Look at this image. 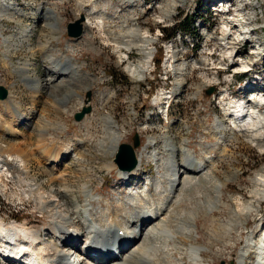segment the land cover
Returning <instances> with one entry per match:
<instances>
[{
  "label": "rangeland",
  "instance_id": "rangeland-1",
  "mask_svg": "<svg viewBox=\"0 0 264 264\" xmlns=\"http://www.w3.org/2000/svg\"><path fill=\"white\" fill-rule=\"evenodd\" d=\"M156 1H160V4L164 5L169 0H139L137 3L139 7L137 10L135 9V15L133 14L137 20L136 24L141 29L139 38L150 41L149 48L152 53L146 75L140 82H131L124 72L127 63L137 64L138 58L141 56L140 53L135 49L130 51L125 49L118 53L111 46L110 38L107 36L108 31L105 29L106 26L113 31L122 29L121 24L128 16L129 8L121 6L119 0L8 1L15 4L14 9L25 12L29 16H17L14 18L15 20L0 18V86L12 93L14 99L21 103V108L24 109L23 113L26 112L25 114H29L31 118L28 124L25 122L24 125H20L17 122V126H13V129L20 131V135L16 137L7 135L8 133L6 134L2 128L0 139L2 138L1 141L5 143L27 142L33 154L37 147L41 146L51 147L59 144L69 146L78 143L77 141L83 143L85 147L72 153L71 156L63 153V172L68 175L70 173L67 183L70 196L81 201L83 197L80 194L79 186L87 184L94 197L98 195L103 198L102 200H105L100 202L99 207H105V202H107L117 210L121 206L115 205V198L127 194V190L132 189L138 192L147 182L157 177L158 168L156 162H152L150 159L143 160L137 171L140 176L141 169H143V175L146 176L140 183L119 180V170L114 162L117 152L111 157L107 154L102 155L97 148L100 144L107 145L105 127L101 117L107 116L114 121L123 135L121 144H132L133 137L137 135L140 141L139 147L142 148L146 145L149 137L156 138L158 141L159 138L163 140V136H165L173 138L177 145L180 142L185 143L186 147L189 146L194 150L193 155L200 161L204 160L206 155L217 156L214 159L216 161L212 166V173L215 183L218 182L223 186L222 197L219 199V205L223 204V206H219L214 213L210 214L203 197L204 193L209 192L205 190L202 182L196 181L195 187L197 188L193 187L190 192H184L185 194H182L180 198L188 196V199L178 202L177 206H173L172 211L179 216L181 221H188V215L194 214V227L197 228V231L192 234L193 241L191 243L204 247L205 251L202 253L204 263L234 264L231 258H234V253L241 247L237 237L235 234L230 236L222 233L214 234L213 230L228 225L231 222L232 212L241 211L247 202L252 201L250 200L251 180L255 173L264 167V153L249 147L233 131L224 134L227 139L232 137L230 141L225 142L224 146L215 145L214 143L218 142L217 136L215 137L213 133H207V131L211 130L210 127L214 120L223 117L221 116L222 104L225 102L234 104L239 98L257 100L261 94L264 95V55L259 57L251 55L253 51H257L259 44L261 46L258 50H264V0L261 1L263 8L255 7L252 4L256 2L255 0H233V2L231 0H209V2H207L208 0H181V6L173 12V17L169 19L161 17L159 10H152ZM217 1L221 3L212 5ZM243 3H248V5L244 11H240L238 14L241 17L235 18L234 10L242 6ZM92 10L99 14V18L96 20L90 15ZM46 12H52L56 16L54 23H56L57 32L51 37L48 36L49 29L47 30V27L43 26L44 22L42 21ZM84 16L93 22L91 26L87 29L84 28L83 34L79 38L68 37V24H74L80 19H84ZM111 17H115V19L112 20ZM117 17L121 18L122 22L116 20ZM189 19H192L194 24L192 34L176 33L173 38L164 39L166 36L162 29L178 28L180 24ZM237 19L240 20V23L237 22ZM32 21L33 24L37 23L38 27L31 25ZM226 21L232 22L228 34L241 42L238 45V51L228 50L227 54L225 53L227 50L222 47L218 48L216 45L220 42L218 39L223 31L221 24ZM242 23H247L248 26L245 28ZM25 29H32L29 34V42L20 43L18 37ZM204 30L206 32L213 31L214 34L208 32L210 36H204L201 33ZM246 31L249 33L240 34ZM210 37H214V39L212 40ZM7 38H10L8 43L4 42V39ZM56 40L61 43V52L66 51L65 53L61 54L55 51L60 50L58 47L55 48ZM174 44L178 45L184 54L179 57L177 64L203 60L206 63L205 66L197 70L188 69L185 76L175 80L172 73L175 62L170 58L172 55L170 48ZM49 46L54 50L49 52L52 54H45L44 50L46 51V47ZM239 51L243 53L235 56ZM46 56H53L57 59L69 57L67 59H71V62H74L83 73L87 74L85 79L81 78L74 82V87L71 88L74 95L59 93L57 97H54L53 94L48 95V92L53 90L43 87L38 89L41 96L36 97L25 88L19 78L22 71L18 74V69L24 64H28L29 73L34 74L42 82H46L50 76L47 69L48 64L44 62ZM227 56L239 61L235 63V67H230L232 66L231 62H225L230 67L225 70V67L220 63ZM246 61L254 65H252L254 70L243 73L239 64L242 62L245 65ZM111 74H121L127 84L121 82L120 79L116 80ZM215 75L216 79L214 80ZM178 80L183 84V89L180 92L174 91L175 83ZM204 81H207V85L202 84ZM196 86L200 87L199 93ZM245 86L246 88L241 90ZM209 90H211L210 95L207 94ZM88 92L91 94L90 114H87L82 121L76 122L73 119L74 114L84 106L85 96ZM170 92L176 93L174 94L176 98L165 100L167 104L165 101L158 100L161 97L158 95ZM222 93H225L224 101L219 97ZM63 97H67L64 104L56 102V100H64ZM160 102L163 106L159 105ZM14 119L7 116V124L12 125ZM224 119L225 123H230L228 118ZM42 129H46L48 135L41 134L40 136L38 130ZM213 144L214 147L208 153L199 148L202 145L212 146ZM1 159L6 163V166L1 172L2 179H0V220L9 222V224H26L27 228L39 232L40 242L45 244L43 246L46 250L44 257L46 259L53 257L52 255L56 251L52 249L56 248V245H54L53 235L46 231L47 227L51 225L50 219L47 218L48 215L44 211L36 210V201L27 195V193L29 194L27 190L29 182L27 178H24L25 174L23 175V172L14 165V161L5 157L0 158L1 166ZM154 165H156V169L153 167ZM29 172L38 183L48 187L47 190L57 185V183L50 184L47 180L49 171L41 162H32ZM74 176H77L80 181H76ZM134 178L133 175L129 179ZM134 183L138 188L129 187L128 184ZM263 201L264 199L251 202V205L260 209L262 221L258 224L256 217L251 216L246 229L240 231V240L247 235V232L248 235H251L252 231L258 228L259 233L256 232L254 235L255 241H257L261 235L260 232L264 230ZM95 203L93 204L97 205ZM121 208L118 211H121ZM80 216H83V211H80ZM169 220L168 225L173 227L175 221L172 218ZM46 233L47 235H45ZM77 240L66 243L65 249H69L67 244H71V246L73 244L81 250L83 244L78 246ZM182 240H184L182 237L176 236L174 240L167 241L168 248L156 251L154 255L160 258L159 263L191 264L188 255L191 243ZM161 241L159 244L164 242V240ZM40 247L41 245L35 247V251H38ZM48 252H50V256L47 255ZM0 264H4L1 259ZM247 264H250V261Z\"/></svg>",
  "mask_w": 264,
  "mask_h": 264
},
{
  "label": "bare ground",
  "instance_id": "bare-ground-1",
  "mask_svg": "<svg viewBox=\"0 0 264 264\" xmlns=\"http://www.w3.org/2000/svg\"><path fill=\"white\" fill-rule=\"evenodd\" d=\"M8 1L10 0H0V18L5 17L8 20H13L14 18H17V16H29L25 12L14 9L13 6L15 4ZM119 1L121 6L129 8L127 10L128 16L121 24L122 29L120 31H113L108 26H106L105 29L108 31L107 36L110 38L109 42L111 46L114 47L118 53L125 49L129 51L135 49L140 53L141 56L138 58L137 64L129 62L124 68V72L131 82H140L146 75V70L151 60L152 53L149 48L150 41L139 38L141 29L136 24L137 20L133 16L139 7V5H137L139 0ZM231 1L233 2V0ZM255 1V3H252L255 7L263 8V3H261L263 0ZM207 2H209V0ZM181 3V0H169L168 3L161 5L160 1H156L152 6V10H159L161 17L169 19L173 17V12L181 6ZM217 3L221 2L217 1ZM217 3H213L212 5H216ZM247 5L248 3H243L242 6H239L234 10V12H236L234 15L235 18L241 17V15L238 14L240 11H244V8ZM97 14L98 13L93 10L90 13L94 20L99 18V14ZM36 16L39 18L37 14ZM43 17V26H46L47 30L49 29L48 36L51 37L52 35H55L57 32V27H55L56 23H54L56 22V16L52 12H46ZM110 19L113 20L115 17H111ZM116 20L122 22L119 17H117ZM237 22L240 23V20L237 19ZM92 23L93 22H91L87 16H84L81 23L82 34L83 29L89 28ZM231 24V21H226L221 24L223 31L218 39L220 42L216 43L218 48L222 47V49L227 50L225 52L226 54L228 53V50L231 52L238 51V45L241 43L239 40L228 34ZM31 25L38 27V24H33V21ZM242 25L245 26V28L248 26L247 23H242ZM25 30H22L21 35L18 37L21 41L20 43L27 42L30 38L29 34L32 29ZM208 32L204 30L201 33L204 36H210L209 33L214 34L213 31ZM248 33L249 32L246 31L240 34ZM9 39L10 38L4 39V42L8 43ZM210 39L213 40L214 37H210ZM57 40L55 42H57ZM54 45L55 48H60L61 43L57 42V44ZM258 46L260 47L261 45L259 44ZM259 47L257 48V51L252 52V56L259 57L262 54L264 55V50H258ZM170 49L172 54L170 58L175 62L172 67V73L175 80L179 77L185 76L188 69L197 70L203 68L206 64L203 60L177 64L179 57L184 55L182 49L175 44L172 45ZM53 50L54 48L49 46L46 47L44 53L52 54L49 52H52ZM55 51H58L61 54L66 52H61V48L60 50ZM69 51H71V49H69ZM241 53L243 52L239 51L235 56H239ZM67 58L69 57H61L57 59L53 56H46L44 58V62L48 64L47 69L50 73L46 82H42L34 74L31 75L29 73L28 64H24L23 67L18 69V74L22 71L19 78L23 82L25 88L28 91H31L36 97L41 96L38 89L43 87H48L53 90L51 91L52 93L48 92V95L53 94L54 97H57L59 93H64V95L67 94L69 96L74 95L75 93L71 89L74 87V82L81 78L85 79L87 74L83 73L74 62H71V59ZM238 61V59L234 60L231 59V56H227L220 64L225 67V70H227L230 67H235L234 65ZM225 62H231L232 66L228 67ZM252 65V63L248 62L245 65H243L242 62L239 64L242 69L241 72L243 73L253 71L254 65ZM215 79L216 75L214 76V80ZM206 83L207 81L202 82L203 85ZM55 84L57 85L55 86ZM175 87L174 91L176 90V92H180L181 89H183L182 82L180 83L179 80L176 81ZM200 87L196 86L198 93ZM245 88L246 86L241 90H244ZM174 94L176 93L170 92L158 95L161 96L158 100L163 102L165 100L174 99L176 98ZM224 95L225 93H222L219 96L222 101H224ZM263 96L264 95L261 94L260 98L257 100L239 98L237 103L232 104V102H225L222 104L221 116L223 117L214 120L210 127L211 130L207 131V133H213L215 137L217 136L216 138L218 142L214 144L224 146L225 142L232 139L231 136H228L229 138L227 139L224 134L233 131L236 132V136H238L239 139L249 147H253L260 153H264ZM67 97H63L64 100H56V102L64 104ZM158 100L156 99V102ZM85 106H89V103L86 105L84 104L83 107ZM23 110L21 108V103L14 99V96L10 91H7L6 98L0 100V132L3 128L5 130L4 132H6V134L8 133L7 135L10 134L15 137L20 135V131L15 130V128L13 129V126L16 125L17 122L20 125H24L25 122L28 124L31 118L29 114H25V111V113H23ZM241 114H244L246 117L245 120L238 119ZM7 116L12 119L15 118L12 125L7 124ZM225 117L228 118L227 120H230L229 124L223 121L225 120ZM101 121L105 127L107 145L100 144L97 148L102 155L107 154L113 157L118 151L117 149L121 144L123 135L110 117L103 116L101 117ZM38 131L40 132V136L41 134L45 136L48 135L46 129ZM163 137V140L159 138L158 141L156 138L149 137L145 146L142 148L140 146L138 149H135L136 163L134 169L130 171H122L117 168V170H119V180L123 182H137V184L146 176L143 175V169H141L140 176L137 171L138 168L141 167L143 160L150 159L152 162H156L158 168V172H156L157 177H154V180L147 182L138 192L132 189L129 191L127 190V194L115 198V205H118V207L121 206V211H118L120 208L117 210L116 208L111 207L107 202H105V207H99L98 205L100 202H104L105 200H102L103 198L98 195L94 197L87 184H81L79 186V188H81L80 194H82L83 197L81 201L75 199L74 196H70V189L67 185L70 173L68 175L63 172V153L71 156L72 153L85 147L83 143L77 141L78 143L69 146L66 144L54 145L51 147L41 146L37 147L33 154L27 142L5 143L4 141H1V138L0 158L5 157L6 159H10V161H14V165L23 172V175L25 174L24 178H27L29 182L27 184L29 194L27 193V195H30L29 198L36 201V210L44 211L48 215L47 218L50 219L51 225L47 227L46 231L48 234L53 235L54 245H56V248L52 249L56 251H53L55 252V254L52 255L53 257H50L51 259H46V257H44L46 250L45 247L43 248L45 244L40 242L39 232L27 228L26 224H9V222L7 223L0 220V256L4 259L7 258V260L4 261V264H161L159 263V261H161L160 258H158V256L155 257L154 253L160 249L168 248L167 241L170 242V240H174L176 236H179V238L182 237L184 239L182 241L191 243L193 241L192 234L197 231V228L194 227V214L191 213L188 215V221H181L179 216L172 211V208L174 205L178 204V202L180 203L183 200L188 199L187 194V197L185 198L180 197H182V194H185L184 192H190L193 187L197 188L195 187L196 181L202 182L205 190L209 192L207 194L204 193V196H202L205 199L204 203L210 214L214 213L219 206H223V204L219 205L223 186L218 182L215 183V177L212 173V166L216 161L214 159L217 158V156L211 157L206 155L204 156V160L200 161L193 155L194 150L190 149L189 146L186 147L185 143L180 142L177 145L173 138ZM214 144L212 146L202 145L199 148L203 149V152L208 153L211 148L214 147ZM34 161L37 163L41 162V164L48 168L49 173L47 172V180L50 184L54 183L55 185V183H57L55 187H51L47 190L48 187L46 188L41 183H38L36 178L30 174L29 167ZM1 162L0 179H2L1 172L4 166H6V163L3 162V160ZM153 167L156 169V165ZM133 175L135 178L130 180L129 178ZM74 177L76 178V181H80L77 176ZM78 183L80 184V182ZM135 183L128 185L132 188H138V186H134L136 185ZM251 184L252 190L250 191V200L252 201L247 202L244 209L241 211H233L231 222L228 225L224 227L220 226L213 230L214 234L222 233L229 236L235 234L237 237L241 247L236 253H234V258H231L234 264H247L248 261H250V264H264V230H260L262 234L257 241H255L254 235L258 232V228L252 231L251 235H248L247 232V235H245L243 239L240 240L239 238L240 231L246 229L245 227L248 225V219L251 216L254 218L256 217L258 224L262 221L260 209L251 205V202L264 199V167L260 168L255 173L251 180ZM211 198L213 199L212 201L210 200ZM94 202H96L97 205H94ZM80 211H83L82 217L80 216ZM170 218L175 221L176 225L174 224L173 227L168 225ZM87 224L89 228L86 227ZM119 232L122 234L119 235ZM47 233L45 235H47ZM75 239H78V246L83 244L82 251L73 246V244L72 246L71 244H67L69 249L66 250V243H69V241L74 242ZM160 240H164V242L159 244ZM30 242L37 244L33 245V243ZM40 245L41 247L38 251H35V247ZM47 247L49 248V246ZM204 251V247L191 243L188 250L190 262L193 264H206L202 261V253ZM49 253L50 252L47 254L48 256L51 255H49ZM92 253H95L96 255L93 256Z\"/></svg>",
  "mask_w": 264,
  "mask_h": 264
},
{
  "label": "water",
  "instance_id": "water-1",
  "mask_svg": "<svg viewBox=\"0 0 264 264\" xmlns=\"http://www.w3.org/2000/svg\"><path fill=\"white\" fill-rule=\"evenodd\" d=\"M82 21L75 22L74 24H68L67 26V34L72 38H79L82 34ZM207 94H211V90L207 91ZM90 93L88 92L85 96L84 104H88L90 102ZM7 96V91L0 86V100L5 99ZM91 108L89 106L82 107L81 110L74 114V121H81L87 114H89ZM140 141L137 135H135L132 139V144H121L118 148L117 154L115 156V164L117 165L119 170L122 171H130L135 167V149L139 147ZM223 264V263H222Z\"/></svg>",
  "mask_w": 264,
  "mask_h": 264
},
{
  "label": "trees",
  "instance_id": "trees-1",
  "mask_svg": "<svg viewBox=\"0 0 264 264\" xmlns=\"http://www.w3.org/2000/svg\"><path fill=\"white\" fill-rule=\"evenodd\" d=\"M193 20L189 19L187 22L180 24L178 28L175 29H162V32L165 34L167 40L173 38L176 33H185V34H192L193 33ZM112 77H114L116 80L120 79L121 82L126 83V80L122 77L121 74H111ZM122 83V84H123Z\"/></svg>",
  "mask_w": 264,
  "mask_h": 264
}]
</instances>
